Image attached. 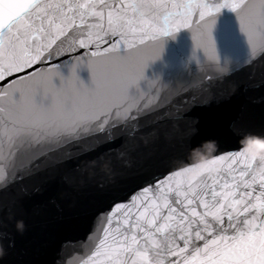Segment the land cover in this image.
Instances as JSON below:
<instances>
[{"label": "snow or ice", "instance_id": "snow-or-ice-1", "mask_svg": "<svg viewBox=\"0 0 264 264\" xmlns=\"http://www.w3.org/2000/svg\"><path fill=\"white\" fill-rule=\"evenodd\" d=\"M223 9L246 36L243 59L218 53L213 29ZM181 29L193 41L189 72L213 99L235 94L242 82L232 77L246 69L255 82L264 0H0V264H40L16 251L30 207L75 205L92 186L115 183L141 163L164 119L175 121L185 155L97 213L80 264H264V162L241 148L249 131L234 118L228 128L238 147L196 139L197 123L185 114L205 91L197 96L190 79L172 85L145 73ZM208 138L218 148L191 163L189 149ZM71 160L78 162L65 168ZM41 172L54 177L50 185L33 182Z\"/></svg>", "mask_w": 264, "mask_h": 264}, {"label": "water", "instance_id": "water-1", "mask_svg": "<svg viewBox=\"0 0 264 264\" xmlns=\"http://www.w3.org/2000/svg\"><path fill=\"white\" fill-rule=\"evenodd\" d=\"M213 37L222 61L226 57L243 59L246 56V36L240 32L235 14L230 10L223 9L218 14ZM192 50L190 30L181 29L174 37L165 38L161 56L150 62L145 73L149 78L158 75L163 82L172 85L190 79L195 85L194 93L197 96L205 91L195 105L189 103V110L185 114L188 123H193L194 118L197 120L196 139L215 136L221 149L238 147L239 138L232 135L228 128L229 122L234 118L240 119L245 131L264 135V65L256 66L254 83L249 81V70L246 69L232 77L233 80L242 82V87L235 94L226 99H213L212 93L206 91L210 86L203 83L202 76L189 72V69L196 67L194 62L188 63ZM36 67L40 65L34 66ZM61 70L67 75V67ZM78 75L85 83L90 81L91 74L86 66L78 69ZM174 124L175 121L168 119L155 124L158 135L150 140L144 159L115 183L107 184L102 190L92 186L71 206L62 201L53 203L38 200L36 206L30 207L26 217V231L15 235L16 251L21 255L27 254L40 264H80L91 239H94V235L89 238L88 233L96 224L97 213H103L115 202L125 200L138 186L160 177L173 161L185 155ZM104 150L105 146H102L97 152ZM94 155L95 152L87 153L80 161ZM77 162L68 161L64 167L72 168ZM53 178L51 174L41 172L33 182L48 186ZM85 240H89V244L85 245Z\"/></svg>", "mask_w": 264, "mask_h": 264}, {"label": "clouds", "instance_id": "clouds-1", "mask_svg": "<svg viewBox=\"0 0 264 264\" xmlns=\"http://www.w3.org/2000/svg\"><path fill=\"white\" fill-rule=\"evenodd\" d=\"M68 88L76 87L73 84L67 85ZM197 120L194 118L193 124L195 125ZM197 129L192 128V132L195 133ZM240 145L242 150L249 156L255 157L257 160L264 162V135L255 132H245L240 137ZM218 148V142L215 138H208L201 141L200 144L189 149L187 155L191 163L199 164L211 157L212 153ZM19 224H23V221H19Z\"/></svg>", "mask_w": 264, "mask_h": 264}]
</instances>
